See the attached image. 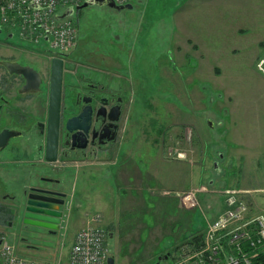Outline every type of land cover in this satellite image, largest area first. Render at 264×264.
Here are the masks:
<instances>
[{
  "label": "rangeland",
  "instance_id": "obj_1",
  "mask_svg": "<svg viewBox=\"0 0 264 264\" xmlns=\"http://www.w3.org/2000/svg\"><path fill=\"white\" fill-rule=\"evenodd\" d=\"M127 1V4L133 5V9L117 11L107 6H90L75 12L71 18L79 25V40L68 55L74 58L79 55L86 56L92 58L93 63L102 58L105 65H109L111 59L118 57L124 60L126 55L133 53L134 58L123 61V79L111 75L107 80L113 81L112 87L122 86L124 89L126 104L122 137L127 135L128 149L134 150L133 146L140 141V151L141 148L145 149L143 155L146 156L148 150L150 152L149 157L144 158L146 163L152 162L153 153L160 160L156 171L154 170L159 183L150 190V196H147L152 203L148 208H156L147 209L146 212L134 211L138 201L136 197L131 198L128 230L122 232L123 223L120 224V219L126 207L123 208L119 201L114 205H104V200L112 202L117 195V192H111V187L116 185L112 170L104 167L90 174L82 173L72 181V185L74 184L78 192L89 194L86 196H89L86 208L91 214L100 206L103 209L106 207V214L102 213L101 218L106 224L104 228L108 237L110 257L116 259V264H157L159 255L162 256L179 242L184 244L190 235L202 233L206 219L211 222L216 220L225 210V194L232 189L229 181L223 180L228 176L227 173L215 170L216 163L221 160L219 155L226 152L227 147L218 142L217 122L216 128L211 130L206 120H216L217 104L222 106V100L218 98L220 93L224 94V106L233 102V94L221 86L233 81L219 80V88L215 80H210L208 86L214 90L206 89L205 95L201 93L200 86L190 91L189 85L196 82L197 86V81L200 80L198 76L191 78L190 73L192 66H195L194 62L199 58L190 50V57H186L183 48H180L178 52L181 51V55L170 59L175 31L180 30L177 38L181 42V35L184 33L197 45L204 46L206 51L209 49L216 52L224 48L226 54L238 56L242 63L236 65L234 82L237 84L236 89L244 91L252 87L251 83H262L251 70L249 60L258 54L264 59V46L254 47L253 31L249 28L253 30L257 21L264 25V0H219L220 2L208 6L199 5L194 12L195 8L187 11L186 0ZM60 12L63 13L64 10ZM238 17L241 20L244 49H238L230 43L231 30L224 28L233 25V21ZM117 37H120L118 41ZM121 47L125 54L116 56L112 51ZM8 56L25 65H38L47 77L50 75L49 61L54 53L46 45L30 44L21 37L19 31L5 32L0 28V68H4L1 62ZM263 64L260 69L264 74ZM75 67L78 70L80 68ZM255 68L258 69L257 64ZM13 83L12 86L18 89L17 83ZM233 83L229 87H232ZM203 99L207 100L206 103ZM212 100L214 103H211ZM16 118L17 123L14 126L26 122L22 112H17ZM2 126H5L3 121ZM9 149L2 153L0 161L3 158L11 162L16 159H32V155L27 151L13 153L12 149ZM141 153H138L139 157ZM131 157L136 160L137 150H134ZM21 174L22 167L18 163L9 164L0 172L1 183L3 182L0 185L1 193H8L7 196L16 194L17 200H12L13 202L21 200L26 191L22 189L24 177ZM235 178L237 180L238 175H235ZM10 179L14 182L8 184ZM24 182L28 183V180ZM210 207L215 209L211 212ZM218 210L219 214H216ZM68 218L70 229L65 234L64 231L60 233L50 248L43 249L48 252L56 249L59 251L54 260L55 264L69 263V254L80 219L74 221L70 215ZM154 220L156 223H153ZM0 228L5 230L6 225L0 224ZM110 234H113L114 238L110 237ZM8 240L16 249L22 246L20 239L11 235H8ZM170 263L171 260L163 264Z\"/></svg>",
  "mask_w": 264,
  "mask_h": 264
},
{
  "label": "crops",
  "instance_id": "obj_2",
  "mask_svg": "<svg viewBox=\"0 0 264 264\" xmlns=\"http://www.w3.org/2000/svg\"><path fill=\"white\" fill-rule=\"evenodd\" d=\"M186 2V5L188 6L187 11L189 12L191 9L195 8L193 10L194 12L199 5L208 6L213 4L214 2L218 3L220 1L186 0ZM252 5L256 6L255 4ZM233 23L234 24L231 26L224 27L228 30H231L230 43L238 49H244V47L242 46L243 41L241 37L242 28L240 18H236ZM249 30L253 31L252 37L255 41L254 47L262 48V46H264V25L257 21L253 30L251 28H249ZM175 33V38L173 37L174 43L172 44L173 51L170 54V59L174 57L176 59V56L181 55V51L178 52V49L180 48H183V53L186 55V57H190L189 53L190 51H193V53L197 55L196 58H199L194 62L195 66H192L190 73L191 78H193L194 76H198L200 82L195 80L197 81L198 85L196 86V82L194 85L193 83H191L188 89L192 91L196 88H199L200 86L201 93L205 95L206 89L208 91L214 90L211 86L208 85L210 84V80H215L219 88L222 86V89H224L228 93H232L234 96V99L232 100L233 102H230V104L224 106V94L218 93V98L222 100V106L217 104L216 120L215 118L213 119L214 121H211V119L206 120V124L211 130H214L216 128L215 122H217V138H219L218 142H220L222 145H226L227 147V149H225L226 152H223L219 155L220 159L224 161L220 160L219 162H217L215 165V170H219L223 172V174L227 173L228 176H225V179L223 180L229 181V184H231V188L240 191L242 198H244L250 204L253 213L264 214V74L261 73L262 70L260 69V65L264 63V59H261V56H259L258 54L254 55V58L249 60L251 62V70L256 74L259 80L261 79L262 83H251L252 87L250 86L249 89L241 91L236 89L237 84L234 82L236 65L242 63V61H239L240 58H238V56L226 54L223 50L224 48L222 50L218 49L216 50V52H212L209 49H207L206 51V48L204 46L197 45L192 38H189L188 35L184 33L183 35H181L183 39L181 42L177 38L180 30L177 29ZM119 39L120 37H117L116 41H118ZM96 48L99 49V47ZM124 51L125 50L123 49V47H121L120 49H116L112 52L115 53L116 56H118L125 54ZM172 55L173 57H171ZM210 55L212 56V58H209ZM126 57L129 60L130 57L134 58V55L133 53H129L128 55H126ZM127 58L124 60H122V58L119 59L118 57L117 59H111L109 65L108 63H106L105 65V60L102 58H98L97 63H93L91 61L92 58L81 55H79L78 58L75 59L79 63V70L81 69L82 71H85L87 75L89 77H92L93 79L99 78L97 80L105 81L109 86L112 87L113 81H108L107 78L109 77L108 79H110L111 75H114V77L117 79H123V75H125L122 72V67L124 64L123 61L126 62ZM4 62L20 63V61L11 59V56H8V58L4 60L3 63ZM3 63L1 62L2 65ZM256 64L258 69L255 68ZM262 67H264V64L262 65ZM14 80V76H11L4 68H0V122L3 121L5 123V127L7 128L18 129L17 126H14V124L16 125L17 123L15 120L17 112H22L25 120H28L29 118L33 123H35L36 120L45 121L48 117V94L43 93V95H40V97L31 96L22 99L18 96V89L12 86L14 84L13 82H15ZM219 80H232L234 83L232 82V87H229L232 84L229 82L221 84L220 86ZM113 88H118V86ZM216 89L218 88L216 87ZM203 100L206 103L207 100ZM211 103H214V100H212ZM205 110H207V106ZM34 138V140H28V142L27 139L17 140L11 148V152L13 153L20 150L27 151L28 154L32 155V159H16V161L11 162L10 160L3 158V160L0 161V172L8 167L9 164L16 165V163H18V165L22 167L23 174L21 175H23L24 177L22 182V189L31 188L39 184L44 178H51L60 181L61 184H63L62 186L68 193L67 206L65 207V223L63 226L64 234L70 229H68V221L70 220L68 218L69 215L70 218H72L74 221L80 219V223L75 232V234H77L80 229L93 224L95 217L101 215L102 213L106 214L104 213V209L106 208L105 206L104 209L102 208V206H100L101 208L99 207L96 212H94V214L88 212L86 203L89 201V196H86L89 194L81 193V191L78 192V189L76 187L74 188V184L72 185V181L76 179L80 174H90L93 172H97L104 167H108L109 170L113 171V175L116 179V185L111 187V192H117V195L115 198H113V201L110 202L106 199L104 200V205H114V203L119 201L121 202L123 208L126 207V209H123L124 213H122L124 215L121 213L122 218L120 219V224L123 223L122 232H124L125 229L128 230V208L129 201L132 200L131 198L136 197V201H138L134 211L140 210L139 212H146L147 209L151 210V208L152 210H155V206H151V208H148L152 203L148 200L147 196L148 194L150 196V192L152 191V189L159 183V179L157 177V174L154 173V170L156 171L160 160L157 159V156L153 153L152 162L147 161L146 163L144 158L146 156L148 158L150 152L148 150L146 153L147 155H143L145 149L141 148L140 151V141L139 143L137 142L136 146H133L134 150H137L136 160L132 159L131 157L134 150L128 149L129 139L126 135L125 137H121V139L119 140V147L115 151H113L111 155L107 156L106 154H99L95 157H90L84 160L73 162L68 166V163L64 164L62 162H58L55 165H48L47 163H45L43 161L44 151L43 153H41L39 148L40 146H43L44 143H42L41 139H38L36 137ZM138 149L139 152H142L141 157H139L138 155ZM223 162H225L226 164H222ZM235 175H238L239 177L237 178V180L235 178ZM231 176H233L232 179ZM27 180L28 183H25L24 181ZM13 182L14 180L10 179V181H8V184H11ZM1 184H3V182L1 183L0 177V185ZM0 194V210L4 209L10 211L13 207L15 208V202H13L12 200L15 199L16 194L7 196L8 193H1V189ZM6 202H8V204H6ZM123 202H125L124 205ZM159 206H157L158 209H160ZM213 208L215 209V207ZM210 209L211 212L212 210H214L211 207ZM217 213L219 214V210L216 212V214ZM151 215L155 214L151 213ZM10 219L5 220L4 223H1L3 221L0 220V224H5L6 228L4 232L16 239L15 231L8 224V221ZM153 223H156L155 220L153 221ZM102 225L103 227L104 225H106L103 220ZM35 237H33L32 241H36H34V243L31 241L32 243H30L37 245V247L34 248L31 245H28L27 248L24 244L22 245L24 248L22 246H19L17 248V253L20 256L27 258L28 260L55 264L56 262L54 263V260L56 259V256H58L59 251L56 249L53 252H48L44 251L43 249L50 248L49 246L54 244L58 236H46V242L44 243H42L41 241L39 243L37 241L39 240V238ZM112 238H114L113 234ZM160 244L161 242L158 244V247Z\"/></svg>",
  "mask_w": 264,
  "mask_h": 264
},
{
  "label": "built area",
  "instance_id": "obj_3",
  "mask_svg": "<svg viewBox=\"0 0 264 264\" xmlns=\"http://www.w3.org/2000/svg\"><path fill=\"white\" fill-rule=\"evenodd\" d=\"M90 0H2L0 28L19 31L33 45H46L52 53L64 55L75 48L79 26L72 18L58 20L60 10L77 8ZM117 5L127 0H113ZM225 210L206 226L196 239L187 240L174 254L172 264H255L264 253V214H253L238 191L229 190ZM101 217L81 229L70 252L69 264H107V234ZM0 264H52L27 260L0 229Z\"/></svg>",
  "mask_w": 264,
  "mask_h": 264
},
{
  "label": "water",
  "instance_id": "obj_4",
  "mask_svg": "<svg viewBox=\"0 0 264 264\" xmlns=\"http://www.w3.org/2000/svg\"><path fill=\"white\" fill-rule=\"evenodd\" d=\"M90 6H107L117 11L133 9L132 4L118 6L112 0H90L76 9H67L65 14L58 16L57 19L62 20L71 17L75 12ZM3 66L11 76L21 78L24 81V85L20 90L21 94H36L42 90L44 84L43 76L33 66L14 62H4ZM64 74V60L57 57L54 58L51 64L48 121L47 124L40 125V136L44 137L45 135V145L41 147L40 152L44 151V161L48 165H55L61 159V112ZM84 103L85 106L82 111L77 116L69 118L65 123V131L70 135L68 138L73 144V150L85 151L89 145L92 118L96 109L91 98L85 100ZM116 110L119 114L118 107H116ZM97 116H100V114L97 113ZM117 119L118 116L116 118H111L110 116V121L112 122ZM1 124L2 122H0V128L2 127ZM96 134L95 132L94 138ZM22 135L23 133L16 129H0V158L2 153L9 148L11 142L16 138L22 137ZM66 142V145L69 146V141L67 140ZM62 185L58 180L44 178L39 184L26 189L23 198L20 200L21 204H23V211H25L24 224L45 230L52 236L59 235L65 223V207L67 206L68 198V193ZM161 261H163L162 257L159 258V262ZM108 264H116V259L110 257Z\"/></svg>",
  "mask_w": 264,
  "mask_h": 264
},
{
  "label": "flooded vegetation",
  "instance_id": "obj_5",
  "mask_svg": "<svg viewBox=\"0 0 264 264\" xmlns=\"http://www.w3.org/2000/svg\"><path fill=\"white\" fill-rule=\"evenodd\" d=\"M61 58L65 62V74H64V85H63V105H62V116H61V159L59 162L71 165L73 162L84 160L90 157H95L99 154H106L107 156L111 155L113 151H115L119 146V140L122 137V128L124 124V116H125V104L126 99L123 93V87L113 88L108 85L105 81H100L97 79H93L89 77L85 71L81 69H76L75 66L78 67V61L74 57H70L69 55L64 56H56ZM52 59H50V75L47 77L44 73L42 67L38 65H31L36 68L43 76L44 84L42 86V90L39 93L33 94H21L20 90L24 85V81L21 78L15 77V83L18 86V96L22 99L26 98L25 96L31 97H40L43 93L48 94L49 98V89H50V77H51V64ZM85 72V73H84ZM20 82V83H19ZM91 98L93 100V106L96 109L95 114L92 118V127L90 130L91 136L89 140L88 148L85 151L72 149V142L69 140V134L65 131V123L71 117L77 116L85 106L84 101ZM116 107L119 109L116 110ZM113 109V111H112ZM97 113L100 116H97ZM111 118L118 119L114 122L110 121ZM48 117L45 121L36 120L33 123L29 118L26 119L24 124H19L17 127L18 131L23 133L20 139L34 140L36 138L41 139L42 143L45 145V135L44 137L40 136L41 134V124H47ZM2 126V124H1ZM27 126V127H26ZM7 128L2 126L0 129ZM24 128V129H23ZM96 137L94 138V133ZM17 139V140H20ZM15 140V141H17ZM69 141V146L66 145V141ZM13 140L9 146V148L13 147L15 144ZM43 145V146H44ZM40 146V150H41ZM8 148V149H9ZM6 150L9 151V150ZM43 153V151L41 152ZM44 161V159H43ZM45 162V161H44ZM14 200H17L16 198ZM26 202V201H25ZM25 204V203H24ZM21 207V209H19ZM23 204H21L20 200L15 201V208L13 207L11 212V219L8 221L9 226L15 231L16 239H20L22 245H28L32 247H37V245L31 244L33 237L39 238L37 240L39 243L46 242V236L49 235L45 230L40 228L28 226L24 224L25 218L23 211ZM38 235V236H37ZM58 235H56L57 237ZM36 241V240H34ZM23 247V246H22ZM24 248V247H23ZM166 258L162 261L161 264L169 262L171 260V250H167L165 254L162 256L159 255L158 258ZM158 262V260H157Z\"/></svg>",
  "mask_w": 264,
  "mask_h": 264
},
{
  "label": "trees",
  "instance_id": "obj_6",
  "mask_svg": "<svg viewBox=\"0 0 264 264\" xmlns=\"http://www.w3.org/2000/svg\"><path fill=\"white\" fill-rule=\"evenodd\" d=\"M2 0H0L1 2ZM12 216H11V212L8 211V210H0V220H2L3 222L1 223H4L5 220H8L10 219ZM194 239V238H193ZM196 239V238H195ZM192 240V239H191ZM255 264H264V253L261 255V257H258L256 260H255Z\"/></svg>",
  "mask_w": 264,
  "mask_h": 264
}]
</instances>
